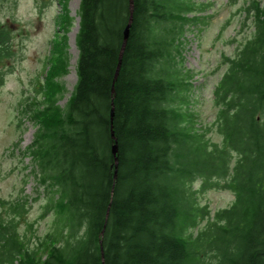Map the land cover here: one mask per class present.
<instances>
[{
	"label": "trees",
	"instance_id": "trees-1",
	"mask_svg": "<svg viewBox=\"0 0 264 264\" xmlns=\"http://www.w3.org/2000/svg\"><path fill=\"white\" fill-rule=\"evenodd\" d=\"M251 7L255 34L214 90L218 145L190 109L192 74L179 58L198 5L80 0L71 95L58 104L65 88L53 78L69 63L62 37L48 97L29 106L38 127L27 153L52 228L30 246L16 217L0 219V264H264V2ZM9 44L0 26V62ZM220 183L236 198L212 215L199 197ZM21 202L11 205L19 215Z\"/></svg>",
	"mask_w": 264,
	"mask_h": 264
},
{
	"label": "rangeland",
	"instance_id": "rangeland-1",
	"mask_svg": "<svg viewBox=\"0 0 264 264\" xmlns=\"http://www.w3.org/2000/svg\"><path fill=\"white\" fill-rule=\"evenodd\" d=\"M253 1L193 0L200 11L189 16L200 19L187 24L180 38L179 58L192 74L190 109L198 126L207 129V137L218 145H223V137L216 128L219 106L214 90L227 70V58H233L255 34ZM79 5L80 0H0V26L10 37L9 54L0 62V219L16 217L18 233L30 246L39 244L51 230L52 216L44 214L45 187L33 174L27 153L38 127L29 106L33 104L37 111L48 97L49 69L59 56L62 37L69 63L66 74L53 78L65 88L57 94L58 104L63 106L71 95L77 81ZM199 185L200 181L195 187ZM235 198L234 191L221 183L199 197L212 215L230 207ZM19 200L25 204L20 215L11 208Z\"/></svg>",
	"mask_w": 264,
	"mask_h": 264
},
{
	"label": "water",
	"instance_id": "water-1",
	"mask_svg": "<svg viewBox=\"0 0 264 264\" xmlns=\"http://www.w3.org/2000/svg\"><path fill=\"white\" fill-rule=\"evenodd\" d=\"M131 7H132V0H131ZM132 19H133V17L131 15L130 16V19H129V22H128L127 26L125 27V30H124L123 44H122V48H121V51H120L118 65L116 67V71H115L114 79H113L112 93L114 92V83H115V81L117 79L118 71H119L120 64H121L122 53H123L124 47L126 45V42H127L128 36H129V30H130V26H131ZM113 114L114 113H113V108H112V110H111V117H113ZM111 135H112L113 140L115 141L114 144L112 145V154L114 155V158H115V168L117 169V164H118V157H117L118 145L116 143V138H115V135H114V132L113 131L111 132Z\"/></svg>",
	"mask_w": 264,
	"mask_h": 264
}]
</instances>
